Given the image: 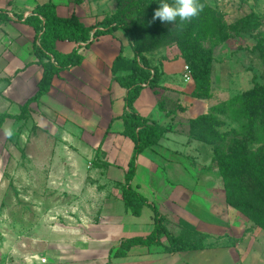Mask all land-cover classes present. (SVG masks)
Wrapping results in <instances>:
<instances>
[{
    "label": "rangeland",
    "instance_id": "1",
    "mask_svg": "<svg viewBox=\"0 0 264 264\" xmlns=\"http://www.w3.org/2000/svg\"><path fill=\"white\" fill-rule=\"evenodd\" d=\"M84 1L95 3L103 18L115 14L120 3ZM205 1L223 22V30L217 29L212 38L199 30L191 36L214 57L209 98L214 97L218 107L216 129L230 133L227 146L217 141L204 143L196 154H166L178 161L174 168L163 163L166 182L159 179L149 188L137 181L132 185L160 206L172 234H181L183 227L207 232L204 247L164 254L140 247L116 257L122 239L151 233L154 214L144 208L141 217H134L117 199L125 176L113 168L121 158L113 160L98 144L88 151L87 142L68 123L63 128L62 121L40 122L42 109L34 103L25 120L0 119V264H264V229L226 202L219 172L222 156L216 153L219 147L226 154L232 141L246 138L247 121L234 117L230 100L257 82L264 84V0ZM152 28L160 31L150 38L146 32L148 45L161 33L180 34L174 23ZM217 35L226 40L219 42ZM142 53L168 62L181 56L174 43ZM8 84L7 78L1 80L0 116L22 112L19 100L6 90ZM263 141L260 137L253 146ZM145 174L140 171L142 179Z\"/></svg>",
    "mask_w": 264,
    "mask_h": 264
},
{
    "label": "trees",
    "instance_id": "2",
    "mask_svg": "<svg viewBox=\"0 0 264 264\" xmlns=\"http://www.w3.org/2000/svg\"><path fill=\"white\" fill-rule=\"evenodd\" d=\"M76 1L80 2V0ZM167 2L171 3L172 0ZM160 3L161 0H120L116 13L94 26L84 25L76 14L68 17L59 16L52 2L36 7L23 22L35 30L33 51L37 56V63L43 66V76L36 94L21 106L22 112L19 115L0 116L2 122L6 118L25 120V113L31 103L39 101L50 91L54 76H59L63 70L81 64L83 56L79 53V48H74L70 53H61L56 48L58 40L73 41L80 46L82 43H91L92 38L112 34L118 29L126 32L136 57L129 60L119 55L113 63V75L114 80L126 89L122 134L134 142V152L119 196L125 208L135 216L141 215L144 206L149 207L154 214V229L147 236L122 240L115 253L116 257H124L127 251L138 247L162 254L200 250L209 237L208 233L187 227H183L179 235L172 234L165 224L166 217L160 207L131 185L136 174L139 155L148 147L158 144L167 131L164 126L141 116L133 108L142 89L146 86L155 87L161 79V73L150 66L142 50L164 44H176L181 57L191 69L192 80L195 83L194 96L209 98L214 57L212 51L204 48L191 34L199 30L201 34H208L212 38L217 29L223 30V22L213 14L214 9L205 0H200L204 5L203 10L198 16L184 22L179 30L177 29L180 31L177 37L176 35L166 37L161 33L160 38L151 40L148 45L145 42L146 32L150 38L157 36L155 34L160 31L158 28L155 30L152 28L162 24L159 19L153 20L154 12L159 8ZM8 19L6 11L0 10V21ZM19 19L22 17L20 16ZM226 37L217 35L219 42H224ZM121 72L124 74H120ZM229 104L233 109L234 117L247 121V126H245L246 138L233 139L226 154L217 147L216 153L222 156L219 172L225 183L226 202L264 229V141L261 146L256 148L253 146L260 137L264 139V84L255 83L251 89L234 96ZM217 108L214 106L209 113L191 120L190 133L193 138L203 143L212 144L220 141L224 147L227 146L226 138L230 137V133H222L216 129L220 124L214 115ZM164 237L167 242L163 241Z\"/></svg>",
    "mask_w": 264,
    "mask_h": 264
},
{
    "label": "crops",
    "instance_id": "3",
    "mask_svg": "<svg viewBox=\"0 0 264 264\" xmlns=\"http://www.w3.org/2000/svg\"><path fill=\"white\" fill-rule=\"evenodd\" d=\"M49 2L55 4L59 16L76 14L86 26H94L107 18H103L95 3L87 4L84 0H0V10L6 11L9 16L7 21H0V83L3 78L10 81L6 90L13 100H19L21 106L36 94L43 76V66L37 63L33 51L35 30L23 21L36 7ZM20 16L22 19H19ZM56 48L61 53H70L74 48H79L83 60L80 65L54 76L50 91L39 101L31 103L42 109L40 122H49L50 119L52 122L62 121L63 128L70 124L75 132L78 130L77 136L87 142L85 149L94 151L95 144H98L113 160L121 158L119 167H109L119 169L125 176L134 152V142L122 134L126 89L114 80L113 63L119 55L129 60L136 57L126 32L118 29L112 34L92 38L91 43L80 46L73 41L58 40ZM144 56L150 66L161 73V79L155 87L142 89L133 108L141 116L167 129L160 142L145 149L137 159V170L131 185L137 181V185L149 188L159 179L165 181V173L161 171L165 167L164 162L174 164L173 168L177 166L178 161L168 158L166 154H196L197 148L205 146L190 136L185 126L200 115L209 113L215 102L214 97L194 96L195 83L190 81L192 78L185 79L187 64L181 56L170 62L167 59L160 61L156 57L151 59L147 54ZM141 170L146 171L143 179ZM140 193L154 202L147 192ZM120 194L121 191L117 199L125 208ZM144 208L152 211L144 206L140 216L131 215L141 217Z\"/></svg>",
    "mask_w": 264,
    "mask_h": 264
},
{
    "label": "clouds",
    "instance_id": "4",
    "mask_svg": "<svg viewBox=\"0 0 264 264\" xmlns=\"http://www.w3.org/2000/svg\"><path fill=\"white\" fill-rule=\"evenodd\" d=\"M203 7L200 0H172L171 3L161 0L159 8L154 12L153 20L159 19L161 22L174 23L179 28L184 22L198 16Z\"/></svg>",
    "mask_w": 264,
    "mask_h": 264
},
{
    "label": "built area",
    "instance_id": "5",
    "mask_svg": "<svg viewBox=\"0 0 264 264\" xmlns=\"http://www.w3.org/2000/svg\"><path fill=\"white\" fill-rule=\"evenodd\" d=\"M192 78L191 69L188 65L185 66V79L190 80Z\"/></svg>",
    "mask_w": 264,
    "mask_h": 264
}]
</instances>
